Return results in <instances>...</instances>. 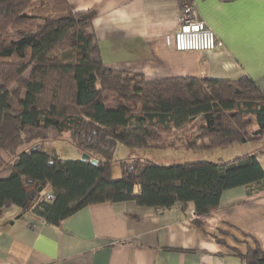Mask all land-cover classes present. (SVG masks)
I'll return each instance as SVG.
<instances>
[{
	"label": "trees",
	"instance_id": "trees-1",
	"mask_svg": "<svg viewBox=\"0 0 264 264\" xmlns=\"http://www.w3.org/2000/svg\"><path fill=\"white\" fill-rule=\"evenodd\" d=\"M95 16L73 12L68 0H0V213L18 205L58 224L89 204L133 201L159 209L193 203L208 216L224 191L264 181V149L219 162L134 158L121 163L120 178H109L118 142L196 150L263 139L264 88L250 76L148 80L107 68L90 31ZM46 132H71L98 165L63 160L44 143L19 150ZM241 257L264 264V248L257 243Z\"/></svg>",
	"mask_w": 264,
	"mask_h": 264
},
{
	"label": "crops",
	"instance_id": "crops-1",
	"mask_svg": "<svg viewBox=\"0 0 264 264\" xmlns=\"http://www.w3.org/2000/svg\"><path fill=\"white\" fill-rule=\"evenodd\" d=\"M68 2L73 12H96L90 31L107 68L148 80L250 76L264 88V0ZM185 2L216 33V49L175 50ZM257 243L264 248V181L224 191L208 216L193 203L159 209L133 201L89 204L58 224L18 205L0 213V264H241Z\"/></svg>",
	"mask_w": 264,
	"mask_h": 264
},
{
	"label": "rangeland",
	"instance_id": "rangeland-1",
	"mask_svg": "<svg viewBox=\"0 0 264 264\" xmlns=\"http://www.w3.org/2000/svg\"><path fill=\"white\" fill-rule=\"evenodd\" d=\"M28 23L24 25L23 30H28ZM47 135L41 140H37V143L21 144L19 150L26 149L31 150L36 144L44 143V148L48 153H55L63 160H80L84 151L81 152L76 146L75 138L71 132H65L61 136L54 134V132H46ZM27 133L23 134L25 140ZM42 136V135H40ZM166 138V136H164ZM28 144V145H27ZM27 145V146H26ZM264 149V138L250 140L246 143H238L228 147H220L213 149H196L191 150L189 148H130L124 144L117 143L112 153V160L110 164V170L108 177L111 179H117L122 176V162L131 161L134 158H146L162 164H174L182 162L209 160L219 162L218 158L222 156L223 159H233L235 156L245 154L247 152H256ZM94 158V157H93ZM207 158V159H205ZM264 160V157L260 158Z\"/></svg>",
	"mask_w": 264,
	"mask_h": 264
},
{
	"label": "built area",
	"instance_id": "built-area-1",
	"mask_svg": "<svg viewBox=\"0 0 264 264\" xmlns=\"http://www.w3.org/2000/svg\"><path fill=\"white\" fill-rule=\"evenodd\" d=\"M221 42L212 28L197 15L194 3L185 2L179 13V25L174 35L176 51H211L216 49ZM45 199L52 202L54 192L49 189Z\"/></svg>",
	"mask_w": 264,
	"mask_h": 264
},
{
	"label": "water",
	"instance_id": "water-1",
	"mask_svg": "<svg viewBox=\"0 0 264 264\" xmlns=\"http://www.w3.org/2000/svg\"><path fill=\"white\" fill-rule=\"evenodd\" d=\"M41 148V145L40 144H36L31 150L34 151V150H40ZM80 161L82 162H86V163H90V164H93V165H98L99 163V160L98 159H95V158H92L91 155L87 152H84ZM18 218L22 217V214H20L19 216H17Z\"/></svg>",
	"mask_w": 264,
	"mask_h": 264
}]
</instances>
